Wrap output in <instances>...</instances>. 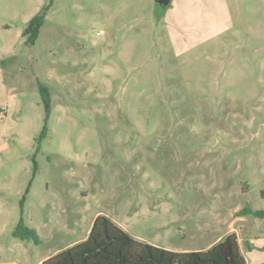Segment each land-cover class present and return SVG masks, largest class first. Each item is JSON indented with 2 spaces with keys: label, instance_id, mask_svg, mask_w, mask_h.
Returning <instances> with one entry per match:
<instances>
[{
  "label": "rangeland",
  "instance_id": "374dc122",
  "mask_svg": "<svg viewBox=\"0 0 264 264\" xmlns=\"http://www.w3.org/2000/svg\"><path fill=\"white\" fill-rule=\"evenodd\" d=\"M47 1L0 0V264L100 214L174 251L235 232L264 262V0H54L32 44Z\"/></svg>",
  "mask_w": 264,
  "mask_h": 264
},
{
  "label": "trees",
  "instance_id": "16d2710c",
  "mask_svg": "<svg viewBox=\"0 0 264 264\" xmlns=\"http://www.w3.org/2000/svg\"><path fill=\"white\" fill-rule=\"evenodd\" d=\"M53 3L54 0H48L28 22L24 35L28 36L30 43L33 44L38 38ZM167 8L162 7L163 11ZM47 109L50 110L49 102ZM47 130L45 127L41 137L47 134ZM238 213L239 216L263 215V211L248 207ZM14 235L22 240L40 241L37 233L26 226L22 219L16 226ZM42 264H247V261L235 232L208 249L174 251L137 240L110 217L100 214L94 220L85 240L45 259Z\"/></svg>",
  "mask_w": 264,
  "mask_h": 264
},
{
  "label": "water",
  "instance_id": "95a60500",
  "mask_svg": "<svg viewBox=\"0 0 264 264\" xmlns=\"http://www.w3.org/2000/svg\"><path fill=\"white\" fill-rule=\"evenodd\" d=\"M157 4L167 7L172 0H155Z\"/></svg>",
  "mask_w": 264,
  "mask_h": 264
},
{
  "label": "crops",
  "instance_id": "0c3cea01",
  "mask_svg": "<svg viewBox=\"0 0 264 264\" xmlns=\"http://www.w3.org/2000/svg\"><path fill=\"white\" fill-rule=\"evenodd\" d=\"M165 11L167 12V11H168V8H167ZM237 235H238V234H237ZM238 237H239V235H238ZM239 243H240V247H241L242 253L244 254L240 237H239ZM210 246H212V244H211ZM248 247H250V244H248ZM256 247H259V246H256ZM259 248H260V247H259ZM262 248H264V247H262ZM245 258H246V257H245ZM246 261H247V259H246ZM247 264H248V261H247ZM256 264H264V262H263V261H260V263H259L258 261H256Z\"/></svg>",
  "mask_w": 264,
  "mask_h": 264
},
{
  "label": "flooded vegetation",
  "instance_id": "af4514ba",
  "mask_svg": "<svg viewBox=\"0 0 264 264\" xmlns=\"http://www.w3.org/2000/svg\"><path fill=\"white\" fill-rule=\"evenodd\" d=\"M158 6H160L161 8H162V7H163V8L165 7V6H162V5H159V4H158ZM169 6H170V5H168L167 7H169ZM167 7H165V8H167Z\"/></svg>",
  "mask_w": 264,
  "mask_h": 264
}]
</instances>
